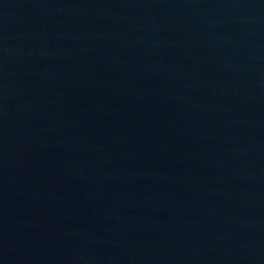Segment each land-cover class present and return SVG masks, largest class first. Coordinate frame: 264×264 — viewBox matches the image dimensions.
<instances>
[{"label":"water","instance_id":"obj_1","mask_svg":"<svg viewBox=\"0 0 264 264\" xmlns=\"http://www.w3.org/2000/svg\"><path fill=\"white\" fill-rule=\"evenodd\" d=\"M0 264H264V0H0Z\"/></svg>","mask_w":264,"mask_h":264}]
</instances>
